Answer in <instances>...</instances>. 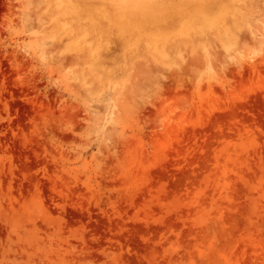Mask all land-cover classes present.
<instances>
[{
    "label": "rangeland",
    "instance_id": "374dc122",
    "mask_svg": "<svg viewBox=\"0 0 264 264\" xmlns=\"http://www.w3.org/2000/svg\"><path fill=\"white\" fill-rule=\"evenodd\" d=\"M57 1L0 0V264H264V0Z\"/></svg>",
    "mask_w": 264,
    "mask_h": 264
},
{
    "label": "bare ground",
    "instance_id": "6f19581e",
    "mask_svg": "<svg viewBox=\"0 0 264 264\" xmlns=\"http://www.w3.org/2000/svg\"><path fill=\"white\" fill-rule=\"evenodd\" d=\"M62 1V0H61ZM61 1H59L60 2V4H61ZM92 1V0H91ZM108 3H110V5L111 6H115V12L113 13V14H110L109 12H107V11H105V12H102V13H100L99 12V10H98V15H100L101 17H105V18H107L108 20H109V22L111 23L110 24V27H112L111 25L112 24H114V25H118V27H119V29H120V31L122 32V33H125V32H134V30H140V31H138L139 33L140 32H142L143 30H144V28H145V26L142 24L144 21L146 22V21H149V20H151V21H154V20H156V21H158V22H160L159 21V19H161V18H163L161 15L164 13V12H173V13H175V14H182V13H186V16H184L182 19H181V24L182 23H189V22H191L192 20L193 21H197V20H201V21H207V22H209V23H213V21H217V20H222L223 18L219 15V16H217V17H211L210 16V14H208L207 12H204V11H202V10H200L199 8H196V6H212L214 3H215V1L216 0H177V1H175L177 4L175 5V2H173L172 3V5L171 6H162V5H160V3L161 2H159V0H106ZM233 1V0H232ZM58 2V1H57ZM56 2V7H57V4H59V2L57 3ZM63 2H64V0H63ZM71 2H73V1H71ZM78 2V1H77ZM65 3V5L68 3V1L66 2H64ZM73 3H75V2H73ZM73 3H70L71 5L73 4ZM78 3H80V2H78ZM195 3V4H194ZM65 5L63 6V4H62V6L63 7H65ZM75 5V4H74ZM77 5V4H76ZM74 6L75 8H77V6ZM232 5H234V3L232 4ZM61 5L59 6V7H57L58 9L60 8V7H62ZM70 7V6H69ZM73 7V6H72ZM73 7V8H74ZM56 8V9H57ZM71 8V7H70ZM74 8V9H75ZM64 9V8H63ZM63 9H61L60 8V10H63ZM73 9V10H74ZM80 9V11H81V9L82 8H79ZM79 9L77 8V9H75V11H77L76 13L77 14H79L80 15V13L78 12L79 11ZM69 10V9H68ZM69 11H71V9L69 10ZM60 12V11H59ZM62 12V11H61ZM64 12V11H63ZM65 12H66V9H65ZM111 12V11H110ZM66 13H69L68 11L66 12ZM66 13H64L65 15H67ZM75 13V12H74ZM61 14V13H60ZM63 14V13H62ZM77 14H75V16L77 17L78 15ZM90 14L88 13V16H89ZM224 15V14H223ZM61 16V15H60ZM69 16H71V15H69ZM68 16V17H69ZM87 16V17H88ZM100 16H98V18L100 17ZM75 17V18H76ZM78 17H80V16H78ZM100 17V18H101ZM89 18V20H90V18H93L94 19V17H88ZM87 18V19H88ZM99 18V19H100ZM213 18H214V20H213ZM73 19V18H72ZM80 19V18H79ZM87 19H85V20H87ZM93 19H91L92 21H93V23L94 22H96L97 21V24H98V19L97 18H95V20H93ZM97 19V20H96ZM178 19V18H177ZM76 20H77V18H76ZM88 20V21H89ZM90 20V22H92ZM101 21H102V19H100ZM166 20V19H165ZM164 20V21H165ZM173 20H175V19H173ZM179 20V19H178ZM219 20V21H220ZM79 21V20H78ZM80 21H81V19H80ZM163 21V22H164ZM166 22V21H165ZM218 22V21H217ZM217 22H216V24H217ZM221 22V21H220ZM89 23V22H88ZM157 23V22H156ZM208 23V24H209ZM92 24V23H91ZM90 24V25H91ZM95 24V23H94ZM102 24V23H101ZM147 24V23H146ZM145 24V25H146ZM152 24V23H151ZM167 24V23H166ZM215 24V22L213 23V25H216ZM93 25V24H92ZM96 25V24H95ZM94 25V26H95ZM113 25V26H114ZM159 25H162L161 23L159 24ZM99 26V25H98ZM153 26V25H152ZM156 25L154 24V26L153 27H155ZM158 26V25H157ZM166 26V25H165ZM153 27H151V28H153ZM167 27H169V26H167ZM166 27V28H167ZM161 29V31L162 30H164V32L162 33L161 32V34H163V36L165 35L164 33H165V30H167V29ZM96 29V28H95ZM143 29V30H142ZM115 30V29H114ZM142 30V31H141ZM158 30H159V28H158ZM171 29H169V31H170ZM168 31V32H169ZM117 32H118V30H117ZM147 32V31H146ZM159 32H160V30H159ZM170 32H172V30L170 31ZM104 33V32H103ZM157 33H158V31L156 32V34H153L154 35V37L153 36H151V38L150 37H146V38H148V40L150 39V40H156V38H155V35H157ZM174 34H175V32H173ZM114 34H115V32H114ZM100 35V34H99ZM106 35V34H105ZM121 35V34H120ZM119 35V36H120ZM123 35V34H122ZM144 35L146 36V34H145V32H144ZM168 35H170V33H167V35H165L166 37H167V39H168ZM150 36V35H149ZM176 36V35H175ZM104 37H106V40L107 39H109L108 37L109 36H104ZM152 37L154 38V39H152ZM157 37H158V35H157ZM171 37V36H170ZM169 37V38H170ZM121 38V37H120ZM173 38V37H172ZM97 39V38H96ZM171 39V38H170ZM170 39H168V40H170ZM147 40V41H148ZM157 40H158V38H157ZM156 40V41H157ZM162 39H160V42L161 43H163L162 41H161ZM164 40V39H163ZM100 40H98V45H99V42ZM109 41V40H108ZM153 41H152V44H153ZM97 42V41H96ZM150 42V41H149ZM155 42V41H154ZM158 42H159V40H158ZM164 42H165V40H164ZM157 43V42H156ZM90 44H92V43H90ZM148 44V43H147ZM97 45V44H96ZM98 45L95 47V51L94 52H97V47H98ZM91 46H93V45H90V49H92L91 48ZM177 48V47H176ZM175 51V50H174ZM88 61V60H87ZM93 75V74H92Z\"/></svg>",
    "mask_w": 264,
    "mask_h": 264
}]
</instances>
